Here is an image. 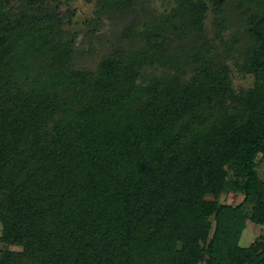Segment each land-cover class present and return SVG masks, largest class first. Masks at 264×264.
Listing matches in <instances>:
<instances>
[{"label":"trees","instance_id":"1","mask_svg":"<svg viewBox=\"0 0 264 264\" xmlns=\"http://www.w3.org/2000/svg\"><path fill=\"white\" fill-rule=\"evenodd\" d=\"M63 1L0 0V264H264V0H97V69Z\"/></svg>","mask_w":264,"mask_h":264},{"label":"rangeland","instance_id":"2","mask_svg":"<svg viewBox=\"0 0 264 264\" xmlns=\"http://www.w3.org/2000/svg\"><path fill=\"white\" fill-rule=\"evenodd\" d=\"M96 1L97 0H64L60 4L59 10L64 13L67 11H75V16L72 22L67 23L64 27L66 32L75 37L77 60L75 67L97 69L102 59L111 53L117 47L126 43L123 40V31L135 18L130 15L128 18L96 16ZM174 5L173 0H152L150 7L156 10L164 11L170 9ZM50 6H56V2H51ZM137 16V15H136ZM136 18L140 19L141 15ZM209 32L214 33L215 24L212 17L208 20ZM240 26L236 23H231L230 28L226 31V36L230 38L234 34L241 31ZM228 64L233 69L234 85L238 89L250 88L254 85V76L243 74L238 70L237 64L233 60H228ZM257 170L264 180V154H259L257 157ZM211 197V196H210ZM244 196L241 193H224L221 196V201L224 203L236 204L243 200ZM251 206L247 207V212H251ZM2 232V223L0 221V235ZM261 233H264V224L257 225L248 220L247 226L241 237V244L248 246ZM5 245L0 241V249Z\"/></svg>","mask_w":264,"mask_h":264}]
</instances>
